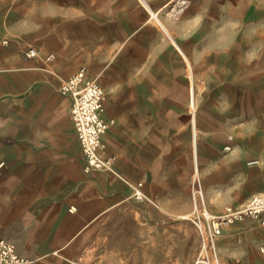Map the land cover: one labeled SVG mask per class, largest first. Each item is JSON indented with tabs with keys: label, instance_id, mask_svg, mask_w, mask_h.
Instances as JSON below:
<instances>
[{
	"label": "crops",
	"instance_id": "crops-1",
	"mask_svg": "<svg viewBox=\"0 0 264 264\" xmlns=\"http://www.w3.org/2000/svg\"><path fill=\"white\" fill-rule=\"evenodd\" d=\"M170 1L0 0V238L29 264H72L113 222L144 218L161 223L170 264H188L170 256L166 222L189 218L194 168L213 212L264 193V0H190L175 21L151 17ZM82 66L115 119L110 170L84 169L60 90ZM217 243L223 264H264L252 218Z\"/></svg>",
	"mask_w": 264,
	"mask_h": 264
},
{
	"label": "built area",
	"instance_id": "built-area-1",
	"mask_svg": "<svg viewBox=\"0 0 264 264\" xmlns=\"http://www.w3.org/2000/svg\"><path fill=\"white\" fill-rule=\"evenodd\" d=\"M190 4V0H171L162 8L150 9L149 12L151 17L157 20L159 12L164 10L175 21L188 10ZM24 52L29 57L38 54V50L32 45H27ZM51 58H53V54L48 55V59ZM60 90L70 98V114L84 155V169L88 172L112 169L113 156L106 157L103 154L106 147L104 134L114 122L112 118L103 116L104 87L88 74L86 67L82 66L62 81ZM231 138L232 136L229 135V139ZM223 149L231 150V144H226ZM2 164L3 162L0 163V166ZM142 185V182H138L133 187L132 196L137 200L145 198ZM192 199L193 210L189 218L192 219L202 236V254L195 264H211L212 256L217 259L216 241L223 234L226 226L247 218H252L264 225L263 192L252 193L241 204H225L221 211L213 212L208 207L197 168H195L192 180ZM70 210H76V206L72 205ZM262 250L264 251V246ZM29 262V258L18 252L13 241L0 238V264H29ZM216 264H220L219 261Z\"/></svg>",
	"mask_w": 264,
	"mask_h": 264
},
{
	"label": "rangeland",
	"instance_id": "rangeland-1",
	"mask_svg": "<svg viewBox=\"0 0 264 264\" xmlns=\"http://www.w3.org/2000/svg\"><path fill=\"white\" fill-rule=\"evenodd\" d=\"M186 216L189 217L190 214ZM133 223L134 225L129 222L123 223L124 225L117 222L110 224L109 228L101 231V237L94 240L92 245L97 249L87 253L92 259L77 258L72 264H170L169 256L163 251V244L167 240L161 236V223L145 218ZM166 223L175 233L168 240L175 251L170 256H179L184 262L195 264L202 254V236L192 219H178ZM195 237L198 241L196 248L192 246ZM82 254L86 253L82 252L80 256ZM221 263L223 264L222 261Z\"/></svg>",
	"mask_w": 264,
	"mask_h": 264
},
{
	"label": "bare ground",
	"instance_id": "bare-ground-1",
	"mask_svg": "<svg viewBox=\"0 0 264 264\" xmlns=\"http://www.w3.org/2000/svg\"><path fill=\"white\" fill-rule=\"evenodd\" d=\"M192 107H194V106H192ZM114 121H115V119L114 118H112ZM232 147V146H231ZM259 160L258 159H253L252 161H251V163H257ZM190 215H191V213H190ZM216 246H218V243H217V241H216ZM223 246V245H222ZM97 249V247L96 246H92V247H89V248H87V250H88V252H93L94 250H96ZM95 253V252H94ZM82 257V259H92V256H87V255H85V256H81ZM219 261V263L220 264H222L221 263V261H220V259H219V256H218V254H217V259L214 257V256H212L211 257V264H213V262H214V264H216V263H218V261Z\"/></svg>",
	"mask_w": 264,
	"mask_h": 264
}]
</instances>
